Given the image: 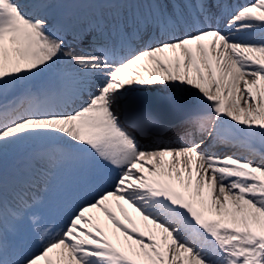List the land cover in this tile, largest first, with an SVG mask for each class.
I'll return each instance as SVG.
<instances>
[{"label":"snow or ice","instance_id":"6c2138e0","mask_svg":"<svg viewBox=\"0 0 264 264\" xmlns=\"http://www.w3.org/2000/svg\"><path fill=\"white\" fill-rule=\"evenodd\" d=\"M41 262L264 264V0H0V264Z\"/></svg>","mask_w":264,"mask_h":264},{"label":"rangeland","instance_id":"374dc122","mask_svg":"<svg viewBox=\"0 0 264 264\" xmlns=\"http://www.w3.org/2000/svg\"><path fill=\"white\" fill-rule=\"evenodd\" d=\"M168 137V136H167ZM167 137H165V139H167ZM142 143H147V141H144ZM221 151H224V152H230L232 151V149H226V148H221L220 149ZM139 167V165H138ZM143 171L145 172V174H149L148 173V168L147 167H144L143 168ZM154 178L156 179H164V177H159V176H154ZM121 203L124 204V207L128 213V215H130L133 220L135 221V226L140 228L142 231L144 230V227H143V223L141 222L140 220V217H139V214L135 211L134 208L131 207V205L127 204L126 202L124 201H121ZM109 207H111L113 209V211L116 213V215L125 223L128 225L129 228L133 227L134 225L132 223H129L127 220L124 219V216L122 213H120L119 209H117L115 207V201H110L109 202ZM92 215L94 216H98L99 217V220L100 222L102 223V225L104 223H107L109 226H111V222L110 221H107V218L104 216V214L102 212H100L99 210H93ZM41 264H43V262H41Z\"/></svg>","mask_w":264,"mask_h":264},{"label":"bare ground","instance_id":"6f19581e","mask_svg":"<svg viewBox=\"0 0 264 264\" xmlns=\"http://www.w3.org/2000/svg\"><path fill=\"white\" fill-rule=\"evenodd\" d=\"M75 47L79 48L80 46L79 45H74ZM141 142H144V140L142 139Z\"/></svg>","mask_w":264,"mask_h":264}]
</instances>
